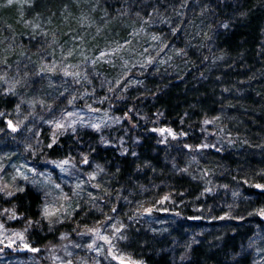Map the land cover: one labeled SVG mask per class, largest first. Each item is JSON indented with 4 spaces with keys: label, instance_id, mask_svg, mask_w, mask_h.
<instances>
[{
    "label": "rangeland",
    "instance_id": "374dc122",
    "mask_svg": "<svg viewBox=\"0 0 264 264\" xmlns=\"http://www.w3.org/2000/svg\"><path fill=\"white\" fill-rule=\"evenodd\" d=\"M102 1L0 0V89L17 103L0 113V264H148L139 258L146 247L190 264L198 246L199 261L206 253L217 263L228 247L235 256L225 264H264V197L253 194L264 192V0L259 53L247 75L229 78L245 59L213 45L233 22L201 13L199 0L158 4L164 27L143 7ZM197 50H213L202 68ZM196 53L195 68H205L198 82H212L206 94L193 79H174ZM152 81L191 99L177 125L150 107L160 97ZM62 137L66 153L44 152ZM153 137L151 153L181 177L176 185L152 177L151 189L146 178L113 186L110 164L128 157L140 166L139 149ZM27 188L39 196V217L23 224L4 203Z\"/></svg>",
    "mask_w": 264,
    "mask_h": 264
},
{
    "label": "trees",
    "instance_id": "16d2710c",
    "mask_svg": "<svg viewBox=\"0 0 264 264\" xmlns=\"http://www.w3.org/2000/svg\"><path fill=\"white\" fill-rule=\"evenodd\" d=\"M117 1H118V6H123L124 4H127L130 5L132 8L137 9L138 11H140L141 8L143 7V12L146 14H150L149 12H151L150 15L156 18L157 19L156 21L159 24L168 23L167 18L165 16V10L158 4L169 3L170 0H135L133 2H130L131 0H117ZM172 2L175 4L176 0H172ZM198 2L200 4L201 13L209 15L215 21H219L221 23L231 22V21L233 22L232 26L234 27L230 31H228L227 34L224 35V33H222L219 40L214 41L215 46L213 45V50L214 47H216L219 55L220 53H222L223 55H225V57L228 55L230 57H241L245 59L246 65L236 64L232 66L233 68L231 70L226 71V75L228 78L233 73H240L242 70H244L247 75L250 72V66L252 62H254L253 59H255L259 53L258 47L261 38V25L263 21V7L261 9V3H259L258 0H199ZM100 3L108 4L102 0H100ZM115 8L116 7H113L111 5L109 6V10H113ZM106 12L109 16L119 21L128 19L126 17L123 18L120 17L119 19V13H117L116 11L114 12L106 11ZM128 22H130L128 29L134 27L133 24L134 21L128 20ZM161 25L164 27L166 25H169V23L161 24ZM188 26L192 29L193 25L189 23ZM128 29H126L125 32H127ZM166 31L171 32V29H167ZM107 34H109V32ZM136 37L138 38V36ZM220 41L221 43H219ZM155 43L152 42V44ZM154 46L155 45H152V47ZM173 46L174 45L168 44L166 46V50L170 48L175 49V46L174 47ZM213 50L210 52L205 50H197L199 52V55L203 57V60L201 62H197V66L199 68H202V66H206L207 59L211 58L212 60ZM181 53H182V49H181ZM176 54L177 52L173 50L172 55L174 56ZM197 56L198 54L196 53V56L190 55L188 56V59L190 60L191 58L193 60V58H196ZM158 62L159 63L157 66H160L161 62L160 61ZM229 66H231V64H229L228 67ZM183 70L184 72H182ZM201 71L202 73H200ZM204 71L205 68L204 69L195 68L194 60H193V62L191 63V67H185L184 69L182 68L177 73L179 74V76L175 77L174 79L176 81H178L177 79H188V80L193 79L190 81L192 84H195L198 82L196 73H199V77H201ZM161 79L165 81L166 75H164ZM154 81L158 82V78H155ZM206 81L207 82L202 81L201 84L198 82L199 84L195 86V90H199L203 92L205 91L204 94L210 91L212 89L211 87L212 82L210 80H206ZM245 81L247 80H246V76L244 75L240 77V79L235 83L241 84ZM136 82L142 85L143 87H146V84H144L141 79H137ZM93 83L95 85H98L97 80L93 81ZM148 86L151 87V90H155L159 88L158 92L155 94L156 96H160V97L158 100H153L152 102L153 105L150 106L153 107V109H155L154 113H158V111H161L163 114V118L169 120L172 119L174 126L177 125L181 121L183 112L185 111V108L188 107L187 103L191 102V99L189 97L184 98L180 94V90H181L180 88L177 89L175 87L174 88L168 87V84L165 83H159L157 87H154V82L152 81L148 84ZM184 91L186 92V90ZM196 93L197 91H194V94ZM148 99L151 101L150 97ZM16 105L17 103L14 100V96L8 95L6 94L4 89H0V113L11 112L12 110H14V108H16ZM205 105H206L205 103L202 104L203 107ZM8 128L15 130V127L12 125V123H8ZM196 129L197 128H195V130ZM141 131H146L145 126H142ZM146 142L147 143L145 145H142L139 149L138 160H140V166H137L136 163H132L128 157H125L119 161L117 160V162L110 164L109 173H111V177L114 180L112 184L113 186H115V182L117 183L120 182L125 185L126 189H129V187H133L134 183L138 184L140 181H142L141 178H146L147 181L146 183L144 182L145 188L151 189L154 188L152 177L157 181H159V184L161 181H163L166 184L169 183L170 185H176L177 183L176 178H181V177L172 173V171L169 168L164 169L162 167L163 162L161 161V156L154 157L151 153L155 146L154 137L152 138V141L147 140ZM69 144H70L69 140L65 137H62L56 143L44 144L43 150L44 152H47L49 156L60 157L70 149ZM217 155L220 156V154ZM100 156L102 157V155ZM221 157H226V156H221ZM228 179L229 178L225 179L224 181L226 182L228 181ZM252 190L253 188H251L250 192H252ZM253 192L255 196L258 194L260 197H264V192H260L258 190L256 192L253 190ZM256 202L258 204H261L262 201H260V199H257ZM4 204L6 205L9 204V206H11L16 210L18 215L20 214L23 224L27 220H31L34 222L38 221V217H39L38 210L40 206V199L36 193L32 192L28 188L24 191H20L16 193L10 199H5ZM119 206L121 207V205ZM78 215L79 216L81 215V211H78ZM56 229L58 231V227H56ZM33 233H34V238L35 237L37 238L36 240H39L41 239V237L43 238L46 236V235H41L40 237H38L36 231H33ZM130 233L131 236L135 238V240L133 241H135L136 243L139 240H141L140 235H142V231L139 232V236H136L135 232H130ZM231 233L232 230H229L227 232V235L232 236ZM41 241L44 240L41 239ZM201 247L203 248V246L200 247L198 246L195 248L194 258H196V260H194V262L190 264H225L226 262L231 260L232 257L235 256V254H233L228 247H225L224 250L228 254L224 259H220L219 261H217V263L214 259L215 257L213 254L212 256H208L206 255V253L203 254L204 262L199 261L197 260V258H199ZM146 250H148V253L144 252L142 253L143 254L142 257L139 256V258L145 260L146 263L169 264L167 262V256L162 252H158L157 248L146 247L145 251ZM116 262H117L116 264H120L118 261ZM178 264H185V263L182 262Z\"/></svg>",
    "mask_w": 264,
    "mask_h": 264
},
{
    "label": "water",
    "instance_id": "95a60500",
    "mask_svg": "<svg viewBox=\"0 0 264 264\" xmlns=\"http://www.w3.org/2000/svg\"><path fill=\"white\" fill-rule=\"evenodd\" d=\"M119 263H120V264H133V263H131V262H129V261H119Z\"/></svg>",
    "mask_w": 264,
    "mask_h": 264
}]
</instances>
